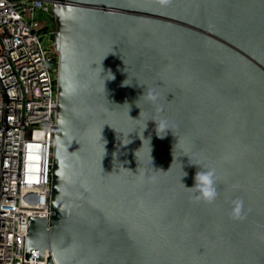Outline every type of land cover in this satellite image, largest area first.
Returning <instances> with one entry per match:
<instances>
[{"label": "water", "instance_id": "1", "mask_svg": "<svg viewBox=\"0 0 264 264\" xmlns=\"http://www.w3.org/2000/svg\"><path fill=\"white\" fill-rule=\"evenodd\" d=\"M52 9L51 215L29 218L27 258L264 264V0ZM197 171L212 173L211 201Z\"/></svg>", "mask_w": 264, "mask_h": 264}, {"label": "built area", "instance_id": "2", "mask_svg": "<svg viewBox=\"0 0 264 264\" xmlns=\"http://www.w3.org/2000/svg\"><path fill=\"white\" fill-rule=\"evenodd\" d=\"M55 0H0V264H46L26 255L29 218L49 221L60 55L45 46ZM42 261H39V256Z\"/></svg>", "mask_w": 264, "mask_h": 264}, {"label": "clouds", "instance_id": "3", "mask_svg": "<svg viewBox=\"0 0 264 264\" xmlns=\"http://www.w3.org/2000/svg\"><path fill=\"white\" fill-rule=\"evenodd\" d=\"M161 127L163 126L161 125ZM212 183L213 181L211 172L207 174L198 171L196 172L194 176L193 187H199L203 199L208 201H211L215 196V190L212 188Z\"/></svg>", "mask_w": 264, "mask_h": 264}, {"label": "rangeland", "instance_id": "4", "mask_svg": "<svg viewBox=\"0 0 264 264\" xmlns=\"http://www.w3.org/2000/svg\"><path fill=\"white\" fill-rule=\"evenodd\" d=\"M38 20H39V22L45 24V26L47 27L48 31L53 30L54 24H55V18H54L52 13H49V14H41L40 13ZM43 44L45 46L53 44V42L51 40V36L49 34H45L43 36Z\"/></svg>", "mask_w": 264, "mask_h": 264}, {"label": "flooded vegetation", "instance_id": "5", "mask_svg": "<svg viewBox=\"0 0 264 264\" xmlns=\"http://www.w3.org/2000/svg\"><path fill=\"white\" fill-rule=\"evenodd\" d=\"M51 13L53 14L54 18H56L53 9H52ZM57 32H58V27H57V25L55 23L53 30H51V31L47 30V33H46V34H49L51 36V40H52L54 46L56 45Z\"/></svg>", "mask_w": 264, "mask_h": 264}]
</instances>
